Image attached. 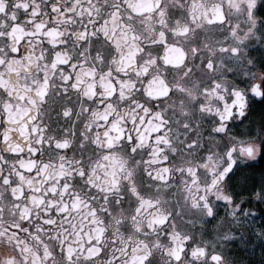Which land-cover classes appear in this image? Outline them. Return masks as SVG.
Returning a JSON list of instances; mask_svg holds the SVG:
<instances>
[{
  "label": "clouds",
  "instance_id": "1",
  "mask_svg": "<svg viewBox=\"0 0 264 264\" xmlns=\"http://www.w3.org/2000/svg\"><path fill=\"white\" fill-rule=\"evenodd\" d=\"M0 264H264V0H0Z\"/></svg>",
  "mask_w": 264,
  "mask_h": 264
}]
</instances>
